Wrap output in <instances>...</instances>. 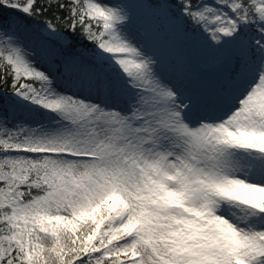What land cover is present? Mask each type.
<instances>
[{"label": "snow or ice", "instance_id": "snow-or-ice-1", "mask_svg": "<svg viewBox=\"0 0 264 264\" xmlns=\"http://www.w3.org/2000/svg\"><path fill=\"white\" fill-rule=\"evenodd\" d=\"M0 264H264V0H0Z\"/></svg>", "mask_w": 264, "mask_h": 264}]
</instances>
